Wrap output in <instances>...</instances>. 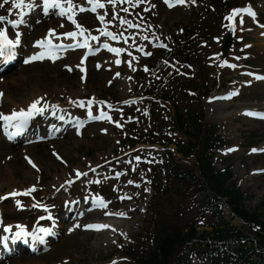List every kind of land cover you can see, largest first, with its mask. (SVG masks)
Returning <instances> with one entry per match:
<instances>
[{
    "label": "rangeland",
    "instance_id": "374dc122",
    "mask_svg": "<svg viewBox=\"0 0 264 264\" xmlns=\"http://www.w3.org/2000/svg\"><path fill=\"white\" fill-rule=\"evenodd\" d=\"M190 2L188 0H183L182 5L189 4ZM163 4H159L157 6V12L156 15L158 16L157 20H150L147 21V26L152 28L153 30H156L157 36L159 39L162 40L164 44H166V48L168 49V46L170 44L175 45L180 41V32L182 29L186 26H189L191 28L198 27V23L200 22V16L199 12L197 10H193L192 12L186 11L187 9L177 8L173 11L164 10ZM258 10L260 11L261 17H263L264 20V4L263 2L258 4ZM211 13L216 14L212 15V18L215 20L214 25L211 24V27L215 29V31L209 35L207 34H201L204 39L201 40L200 44V52L202 53L203 57V63L206 65H209V63L214 64L211 67H206L204 65V74L203 78L205 80V83L209 90V97L213 94V92L217 91V83L216 81L211 78L212 74H217L219 71L223 73V77L225 79L231 78V69L225 68L223 64H221L220 57L216 59L217 52H219V48L221 45V39L225 34V31H222L218 28V16L217 14H220L219 12H214L209 10ZM253 32L261 33L264 32V30H260L257 28H252ZM153 35V34H152ZM141 36V39L144 40V34L139 35ZM251 39H248L250 41ZM195 46V41L193 38H185L180 44L177 45V48H180L184 51L189 50V48L193 49ZM176 48V49H177ZM239 46L236 47V51H234L232 54L238 55L239 53ZM255 51H253L254 58H252L248 63L251 65V67H254L258 70H261L264 73V46L262 42L256 45ZM191 53V52H190ZM191 55V54H190ZM181 58L183 60H181ZM201 59V58H200ZM180 60L185 61L184 54L180 55ZM199 60V58H198ZM143 64H146V61L143 62ZM134 69H137V71L140 70L139 67L131 64ZM179 67L180 70H178L176 67L174 68H168L167 66L163 65H157L155 67L154 64H151V67L149 70L146 69V72L149 73L150 76L153 77V79L158 80L160 78H163V82H161L159 88L161 89V93L164 95H169L168 100L174 104V106L177 108L178 112L183 116L184 119H187V115L191 112H194L195 107V100L193 98V94L189 92V82L192 77L191 70L189 66ZM61 70V69H60ZM178 70V71H177ZM60 71L58 68L56 70L54 69H45L40 70L39 67L36 69H28V70H22V71H15L10 72L8 75L11 76L12 74H16L19 77H30L28 79V82L25 83L23 87H19V89L9 88L8 90L11 92V95L13 97H17L20 94H28L32 91L37 90L40 86L43 85V87L47 89L53 88V83L58 84L59 79L52 80V77H54V74H58ZM62 72V71H61ZM207 72V74H206ZM33 75H44L45 78L48 76V79L46 78L47 82L45 83H39L35 85L33 83L37 81H41V79L34 78L32 79ZM128 90L129 95L128 98H132V94H135V86L137 84L136 81V75H134V79L132 80V70L130 69V74L128 73ZM207 75V76H206ZM221 73L219 74V76ZM107 75H104L99 78L98 84L96 85V91L98 93H103L105 96H115L112 97L113 99H116V101L122 100L126 95H122L121 93L116 91L113 87L109 88L106 87L105 79L107 78ZM237 77H234V79ZM8 80V79H7ZM242 87L241 84H237V88ZM109 88V89H106ZM42 87L39 88L38 91H40ZM133 89V92H132ZM262 89L259 85H252L246 88H241L242 96L238 99L237 102H234L231 107L230 111L228 112V116H232V119H226L227 121H220L217 123L219 125V128H221V132L223 136L225 137L226 141L229 145L234 146H240L242 149L238 152H235L228 157H221L226 158L221 160L214 159V165H216L217 169H224L226 166H230L233 169V176L236 187L241 190L242 193L246 195V198L243 203V207H245L247 210L252 211L256 210L261 215L264 216V175L258 176L251 180V176H249L250 171L252 169H259L264 167V158H258L256 160L251 159L248 152L249 150H246V147L249 146L248 142H251L253 146L261 147L262 142H264V126H258V124L248 123L243 121L240 117L234 116L235 113L239 112L243 108H252L255 107L257 109H263L264 108V99L263 97H258L257 93L260 92ZM137 91H141L140 86L136 87ZM139 106L143 107L144 110L136 113L134 112L135 119L137 120L136 123L127 124L123 130L117 131L116 127L118 128V120L113 122L115 125V131L117 134L115 135V138L111 137V134H108L107 137L102 139H90V138H84L83 140H76L74 143H71L68 147H65L64 144H59L55 151L58 152L59 156L67 159L69 163L77 164L80 163L82 166H84V159H88V157L91 158L92 162L98 161L102 157H109V155H115L116 152H118L119 148V142L122 144L126 141V138L130 139H138L134 137L135 130L141 131L142 129L148 128L149 124L152 122L151 115H149L148 110L149 109L153 114L159 113V107H157L155 104L150 102L149 100H146L142 103V105L139 104ZM225 111V108L219 107L216 108L212 114L217 117V113H221ZM163 120L162 122H167V117L162 116ZM124 119H127V116H123ZM211 118V117H208ZM228 118V117H227ZM231 122V124H229ZM123 125H125V122H122ZM90 132H97L96 129H90L88 133ZM132 135L133 137L128 136ZM141 138L144 137V132L140 135ZM151 137V136H150ZM121 140V141H118ZM126 145H130L127 141L125 142ZM142 153V149H139ZM148 151V150H147ZM153 151V150H152ZM44 156L48 157V162L50 165V172L53 174L61 173V170L65 172L64 167H61L60 164H58L54 159L50 157V153L48 150L44 149ZM150 152V151H149ZM245 152V153H244ZM33 153V151H32ZM47 153V154H46ZM136 154V153H134ZM159 155H162L163 152H158ZM2 157H0L1 159ZM89 158V159H90ZM0 161H6L4 158ZM88 161V160H87ZM19 164L20 167H25L24 162H22L19 158L15 157L13 160H10L8 164ZM90 163V161H89ZM78 165V164H77ZM12 171V175L14 176L13 183L17 185V187H20V184L24 186H27L25 183V177L20 174L17 170ZM26 169V168H25ZM2 170V169H0ZM27 170H29L27 168ZM70 170V169H66ZM141 171L145 174L146 177H149L152 179L154 176L153 173L151 174L150 170L142 167ZM50 172L48 174H45V178H43L42 182L46 185L48 180H54L58 178L57 176L49 177ZM30 171L27 172L29 174ZM44 175V172H42ZM66 174V173H65ZM35 173L33 172L31 176L32 178L38 180V178H35ZM42 175V176H43ZM62 175L61 177H63ZM60 177V178H61ZM25 180V181H24ZM33 183V181H32ZM12 185V186H15ZM147 185L149 183L145 184L144 192L142 193V196L140 200L142 201L144 198L148 196V190ZM10 185L8 184V186ZM5 188V186H4ZM7 189V188H6ZM41 197V196H40ZM45 199V198H44ZM47 200V199H46ZM198 200H195L194 204L186 210V212L181 216L180 220L177 223V227L180 229H185L187 226H189L192 222L196 224L198 227V231H207L212 223H216L217 219L211 217L209 214H204L202 212V207ZM138 206L140 207L141 204L139 203ZM24 219V216L23 218ZM26 219V218H25ZM143 219V217H142ZM141 219V212L138 213L137 219H133L132 221H126L124 222V229H126V232H129L130 235L133 237L138 234V230L141 228L140 221ZM21 220V219H20ZM31 221V220H30ZM123 228H119L118 232L121 233V238L116 242V240H113L112 244H103L102 247L96 248L95 250H92L87 253H77L73 249V240L67 237H63L56 245L53 246V251L48 254L47 256L34 259L32 260L34 263L39 264H55L61 263L62 259H70L71 264H94V263H106L108 264L111 260L110 258L115 257V259H122L120 256L124 252H121V248L123 247L124 251H131L136 253L142 254L145 251H148V244L146 242H143L141 244H131L129 240V236L126 234V232H122ZM112 237V234H111ZM23 258V257H22ZM32 263V262H31ZM116 264H127L126 262H122L121 260H117Z\"/></svg>",
    "mask_w": 264,
    "mask_h": 264
},
{
    "label": "bare ground",
    "instance_id": "6f19581e",
    "mask_svg": "<svg viewBox=\"0 0 264 264\" xmlns=\"http://www.w3.org/2000/svg\"><path fill=\"white\" fill-rule=\"evenodd\" d=\"M158 1V0H156ZM174 12V11H173ZM49 17V16H48ZM32 23H34V20H32ZM76 53H73V55H75ZM111 59H113L114 56H110L108 55ZM115 59V62L118 60V58H114ZM124 67V65L122 66V68ZM120 68L119 70L116 69V68H111L109 69V71H106L104 70L103 68H101L99 71H102V72H105L106 75H108V72H112V73H116V72H122L123 74H126L127 73V70H126V67H124L123 69ZM74 72V70H72ZM74 74V73H73ZM110 76V75H109ZM112 76V75H111ZM64 77L67 79V78H70L66 75H63V74H57L56 76H54V80L56 79H64ZM40 78H43L42 81H45L47 82V80L45 79L44 76H41ZM98 79V74H94V71H90L89 74H88V81L89 82H93V85L91 86V88L93 89V86H94V83L97 81ZM65 80V79H64ZM87 81V83H88ZM6 85L8 87H13V88H17L19 85L21 84H25L26 81L24 78L22 77H13V78H9L8 81H6ZM77 83L79 85H82L80 83L79 80L76 79V74H74V76L67 80V85L66 86H63L61 89L54 91V94L56 99H59V101L63 102V103H67L69 98H73V97H78L79 96V93H76L75 92V87H77ZM35 84V83H34ZM5 84H3L2 88H4L6 86ZM113 86H118V88L120 89V87L122 89H120V91L124 92L125 91V78L122 77L120 79H113ZM262 86L264 87V83H262ZM261 96H264V93L263 94H259ZM69 96V97H68ZM260 96V97H261ZM68 97V98H67ZM35 97H33L32 99H34ZM67 98V99H66ZM31 99V100H32ZM29 100V101H31ZM7 101V100H6ZM21 101H25V100H21ZM27 101L26 104L29 102ZM9 102V101H8ZM13 102V101H12ZM217 103V102H215ZM224 103V102H222ZM25 104V105H26ZM219 104V103H218ZM24 105V106H25ZM23 106V107H24ZM211 106H214V105H211ZM11 109V107L8 109V111L6 112H9ZM62 113H65L66 110H62L61 111ZM245 114V113H244ZM5 115H8V114H5ZM245 120L249 123H253V124H258V126H264V122H257V121H253V120H248L245 118ZM12 131V130H11ZM13 132V131H12ZM49 132H55V131H49ZM106 133V130H102L100 131V137H103ZM50 135H54V134H50ZM94 137H97L96 135H93ZM93 136L92 135H89L88 137L89 138H92L93 139ZM99 136V140L101 139ZM54 140L57 142L59 140L58 137H55L54 136ZM63 142L66 141V144H71L74 142L75 138L73 136V134L71 132H65L64 135H63V138H62ZM2 141H0V144H1ZM59 142V141H58ZM52 145V143H51ZM48 146L49 147H52V146ZM10 147V148H9ZM1 147L0 148V152L4 151V150H7L5 153H2L1 154H4L6 155L7 153L9 152H14L16 151V148H12L11 146H8L6 148H3ZM43 148L45 149L44 145L43 144H39V145H36V149L37 151L34 153L35 155V159L33 161H36V163H34L36 165V167H40L39 170H38V174H41L42 172H48L49 171V162H48V157L47 156H40L39 154H42L43 153ZM25 148H22L21 150H23ZM20 150V151H21ZM9 151V152H8ZM264 158V155L262 156H254L252 157L253 160H256L258 158ZM14 168H17V170L26 178V183L28 184H33L32 183V178H31V172L29 174H27L28 170L22 167H20V165L17 163H15L14 165L12 166H9L5 171H2V173H0V182H5V180H8V181H13V178H10L12 175L7 173L5 174V172H7V170H10L12 172V170ZM26 171V172H25ZM88 175V174H86ZM9 176V177H7ZM253 178V177H251ZM66 179V176L63 177L62 179H60V181L57 183L58 186H61L65 183V180ZM9 183V182H8ZM2 186V184H0ZM54 185V184H53ZM57 186V187H58ZM56 187V188H57ZM121 190L123 192H127V194H133V192L135 190H133L129 185H124L121 187ZM61 195H64V193H60ZM6 195V194H4ZM59 196H57L58 198ZM137 196H133L132 197V200H136ZM5 203H8V202H5ZM4 203V204H5ZM10 204V203H9ZM121 212L125 213L126 216H127V219L130 220V219H133L134 218V212L131 210V206H127V204L125 202H121ZM4 205L1 206V208L3 209ZM10 207V208H9ZM7 208V215H11L14 213V211L12 210L11 208V205ZM142 210H145V206L142 207ZM10 212H13V213H10ZM61 211H59L60 213ZM76 215H78L76 213ZM105 215V212H101V211H94V212H91L89 214H87L85 217L86 218H100L102 219V216L104 217ZM71 239L73 240V249L77 252V253H87V252H90L92 250H95L97 248L98 245H102L104 241H106V233H104V229H102L101 231L97 232V233H88V232H81V230L77 231V232H74V234L71 235ZM15 264H25V261L23 259H20V260H17L15 261ZM29 264H39V263H29Z\"/></svg>",
    "mask_w": 264,
    "mask_h": 264
},
{
    "label": "snow or ice",
    "instance_id": "6c2138e0",
    "mask_svg": "<svg viewBox=\"0 0 264 264\" xmlns=\"http://www.w3.org/2000/svg\"><path fill=\"white\" fill-rule=\"evenodd\" d=\"M9 0H4V3H8ZM167 2V0H166ZM180 2H183V0H180ZM12 3V8L18 9L20 10L19 15L20 18L18 20L15 21H9V23L12 24V26H16L17 24L20 23H24V16L27 15L28 11H31L32 9H34L36 7V4L33 2V0H11ZM89 3L94 4L93 8L91 9L92 11H95L96 7H102V5H100L99 3H96L95 0H89ZM3 5L0 4V7H2ZM53 8H58L59 14L60 15H65V9L63 8V6L61 5V3L59 2V0H43V10L45 13H47L49 11V9H53ZM73 6L71 5V0H69V8L67 9L68 12L72 11ZM27 10V11H25ZM11 11V9L9 10ZM80 11H84L83 8L80 9ZM241 10H234V13H238ZM244 11H247L250 15H254V13L251 12V10L246 9ZM70 20L72 19V16L69 15L68 17ZM7 18L5 16H0V24H2L3 22H5ZM231 19V17H230ZM74 22V21H73ZM78 28H80L79 25H77ZM82 34V32H81ZM53 35V32L50 30L49 31V36ZM68 36H72L75 37L76 33H68L66 34ZM110 35V34H108ZM113 39H115V37H112ZM93 39H95V37H93ZM20 43V35L19 33H16L14 38H9L8 32L0 27V57L2 56H8L9 58L13 55L14 53V49L17 47V45ZM36 45L38 47L47 49V53L46 52H40L39 54L33 55L32 57H30V59L35 60V59H43L44 56L47 54L49 55V58H54L51 54V49L54 48L55 46L52 45L50 40L47 41H37ZM78 46L81 47H86L87 44H80ZM113 52H116L117 54L119 53L118 49H110ZM26 63L28 62L27 60L25 61ZM119 62V61H117ZM40 101L36 100L34 101L32 104L29 105V107L27 108V110L21 109L20 111H12L11 114L9 115H5L3 113H0V122H3L2 127L5 131L6 134H8V130L10 128H14L17 132L22 130L24 127L27 126V124L29 123V121L33 118V116H35L38 113H42L44 111V108L42 107H38ZM52 107H55L54 105ZM248 115H261V114H257V113H247ZM89 116L91 118V113H89ZM252 151H257V149H253ZM261 151H264V149H261ZM13 195H15V193H13ZM19 204V201L17 202ZM101 206H104L103 201L101 199L100 201ZM36 205H34L35 207ZM45 211H47V209H44ZM43 219V217H41ZM50 218V217H49ZM89 227H96V228H102V227H107L106 225H90ZM16 229H17V233L20 236H31L33 240H40L43 241V238L45 235H48L50 232V229L48 228H40L38 231L40 233H43V235H37L36 231L33 232H28L25 230V226L23 225H16ZM5 232L10 231V226L9 227H5ZM16 237H13V239H15ZM4 239H7V237H5Z\"/></svg>",
    "mask_w": 264,
    "mask_h": 264
},
{
    "label": "trees",
    "instance_id": "16d2710c",
    "mask_svg": "<svg viewBox=\"0 0 264 264\" xmlns=\"http://www.w3.org/2000/svg\"><path fill=\"white\" fill-rule=\"evenodd\" d=\"M200 170L202 175L204 176L205 171V162H200ZM205 179L206 176H205ZM207 188L205 191L207 192V200L208 204L212 206V208H216V203L214 200V193L220 194L223 196H227L229 199V204L233 206V210L243 219L250 220L256 222V218L254 215H247L246 213L240 211L238 209V200L236 199V194L233 192H228L224 188V183L215 181L213 179H207ZM174 188L178 192L188 191L187 188H191V185L187 186L186 179H178L175 178L173 180ZM204 191V190H203ZM264 227V224H262ZM214 238L219 239L222 238V234H220V230H216ZM193 234V233H190ZM184 236V235H183ZM175 232H164L155 236V242L157 248H159L158 256L153 259L149 264H172L174 261V257L178 250L186 244L188 241H191V238L183 237Z\"/></svg>",
    "mask_w": 264,
    "mask_h": 264
}]
</instances>
